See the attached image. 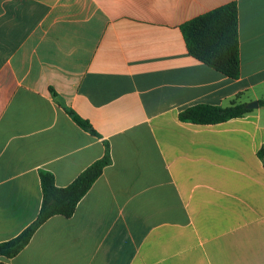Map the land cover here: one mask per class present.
Here are the masks:
<instances>
[{
	"label": "crops",
	"instance_id": "obj_1",
	"mask_svg": "<svg viewBox=\"0 0 264 264\" xmlns=\"http://www.w3.org/2000/svg\"><path fill=\"white\" fill-rule=\"evenodd\" d=\"M237 2L241 76L181 27ZM87 120L78 126L50 89ZM264 99V0H0V243L38 218L40 172L69 186L110 147L71 218L6 264H264V108L216 125L187 108Z\"/></svg>",
	"mask_w": 264,
	"mask_h": 264
},
{
	"label": "trees",
	"instance_id": "obj_2",
	"mask_svg": "<svg viewBox=\"0 0 264 264\" xmlns=\"http://www.w3.org/2000/svg\"><path fill=\"white\" fill-rule=\"evenodd\" d=\"M189 54L219 73L237 80L241 76V53L239 36V9L237 2L217 8L197 17L181 27ZM53 98L73 121L85 131L98 137L91 124L70 109L64 100L50 89ZM264 108V99L260 101ZM253 110L237 102L229 107L199 104L180 113V120L197 125H216L234 118L244 117ZM264 157V148L259 152ZM110 147L106 153L83 171L69 186L59 188L55 177L47 171L40 172L43 201L37 220L16 238L0 243V259L16 257L30 243L36 232L55 216L71 218L79 203L88 194L111 164ZM0 264H6L0 260Z\"/></svg>",
	"mask_w": 264,
	"mask_h": 264
},
{
	"label": "water",
	"instance_id": "obj_3",
	"mask_svg": "<svg viewBox=\"0 0 264 264\" xmlns=\"http://www.w3.org/2000/svg\"><path fill=\"white\" fill-rule=\"evenodd\" d=\"M247 108L250 110H255L260 108V102L259 101H253L249 104H247Z\"/></svg>",
	"mask_w": 264,
	"mask_h": 264
}]
</instances>
